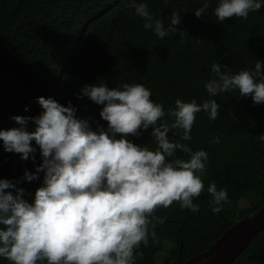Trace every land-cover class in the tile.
<instances>
[{
  "label": "trees",
  "instance_id": "obj_1",
  "mask_svg": "<svg viewBox=\"0 0 264 264\" xmlns=\"http://www.w3.org/2000/svg\"><path fill=\"white\" fill-rule=\"evenodd\" d=\"M201 2L147 0L150 10L165 22L172 11H181L177 33L158 39L143 28L129 0H0V129L18 126L13 115H38L42 109L35 98L39 96H50L65 106L71 102L78 118L93 128L106 127L99 117L101 106L77 96L86 84L142 83L151 90V99L167 108L176 98H195L197 103L208 98L203 82L211 63L236 71L260 60L264 72V6L247 19L232 17L220 23L212 13L215 0L205 16L194 15ZM214 99L221 104L217 119L210 121L207 113H197L192 139L181 142L208 152L205 188L215 181L218 188L227 189L229 201L219 213L206 212L211 196L204 191L194 199L198 212L181 209L175 202L158 208L155 215L166 217L165 222L157 224L155 237L137 250L142 255L135 264H159L160 253L164 264L183 263L208 249L235 221L264 205V142L258 139L264 133V103L254 104L236 92ZM28 127L33 130L31 121ZM150 132L151 128L129 138L155 147ZM168 135L180 139L179 134ZM214 136L219 143L211 142ZM34 155L35 162L22 160L17 153L5 152L0 143V178L19 181L17 186L25 189L29 201L28 194L40 186L43 175L31 182L23 180L25 169L33 172L40 163L38 147ZM0 264L8 262L0 259ZM231 264H264V229Z\"/></svg>",
  "mask_w": 264,
  "mask_h": 264
},
{
  "label": "clouds",
  "instance_id": "obj_2",
  "mask_svg": "<svg viewBox=\"0 0 264 264\" xmlns=\"http://www.w3.org/2000/svg\"><path fill=\"white\" fill-rule=\"evenodd\" d=\"M128 6L158 39L177 33L179 9L165 22L147 0H129ZM210 6L211 0H202L193 13L201 18ZM262 6L264 0H215L212 13L223 23L226 18L247 19ZM249 63L236 71L211 63L203 82L208 98L200 103L176 98L167 108L151 99V90L142 83L86 84L77 96L101 106L99 117L106 127L93 128L77 117L71 102L65 106L50 96L35 98L42 109L38 115H13L18 126L0 129L3 150L35 162L38 147L40 163L33 172L25 169L23 180L43 175L40 186L28 194L30 201L19 181L0 178V259L8 264H135L142 255L137 250L155 237L157 224L165 222L166 217L155 215L158 208L175 202L198 212L194 199L206 191L211 211H222L229 201L227 189L215 181L205 188L203 181L208 152L181 141L192 139L197 113L217 119L221 104L214 97L222 93L236 92L254 104L264 103L262 62L255 60L254 67ZM149 128L155 147L129 138ZM258 139L264 142V133ZM211 142L219 143V137Z\"/></svg>",
  "mask_w": 264,
  "mask_h": 264
},
{
  "label": "water",
  "instance_id": "obj_3",
  "mask_svg": "<svg viewBox=\"0 0 264 264\" xmlns=\"http://www.w3.org/2000/svg\"><path fill=\"white\" fill-rule=\"evenodd\" d=\"M264 229V205L230 225L205 251L179 264H231L250 239Z\"/></svg>",
  "mask_w": 264,
  "mask_h": 264
},
{
  "label": "rangeland",
  "instance_id": "obj_4",
  "mask_svg": "<svg viewBox=\"0 0 264 264\" xmlns=\"http://www.w3.org/2000/svg\"><path fill=\"white\" fill-rule=\"evenodd\" d=\"M102 80H106V78L103 77ZM245 205H246L245 202H241V206H245ZM210 209H211V208H210L209 205H207V206L205 207V211H206V212H209ZM157 261H158L159 264H164V262H163V254H162V253H160V254L158 255V257H157Z\"/></svg>",
  "mask_w": 264,
  "mask_h": 264
}]
</instances>
